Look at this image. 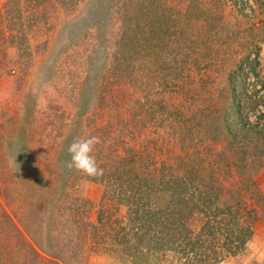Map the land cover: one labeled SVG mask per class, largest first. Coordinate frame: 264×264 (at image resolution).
Returning <instances> with one entry per match:
<instances>
[{"label":"rangeland","instance_id":"rangeland-1","mask_svg":"<svg viewBox=\"0 0 264 264\" xmlns=\"http://www.w3.org/2000/svg\"><path fill=\"white\" fill-rule=\"evenodd\" d=\"M32 5L0 0V264H134L87 239L101 209L114 206L121 216L128 209L110 178L66 169L68 146L89 136L101 141L93 154L106 175L121 166L114 156L131 150L158 164L186 163L175 169L184 177L201 159L262 162L256 187L245 192L226 168L210 175L227 183L230 202L242 195L239 223L253 233L241 252L216 264H264V146L251 134L264 119V0ZM145 23L154 31L143 40ZM70 227L82 238L70 239Z\"/></svg>","mask_w":264,"mask_h":264},{"label":"trees","instance_id":"trees-1","mask_svg":"<svg viewBox=\"0 0 264 264\" xmlns=\"http://www.w3.org/2000/svg\"><path fill=\"white\" fill-rule=\"evenodd\" d=\"M30 1L33 7L36 6V1L40 2ZM123 6L124 3L117 6L120 9L119 16L123 15ZM127 10L130 11V7H126V12ZM144 11L143 7L142 12ZM139 26L145 30L141 31L143 40L147 38V32L154 31L147 27L148 23ZM121 32L122 39H127L124 27ZM142 46L144 48V44ZM129 53L130 51L126 54ZM171 75L177 77L176 72ZM186 77H190V73ZM235 80L233 75L228 74V81L233 86V96L236 95ZM182 112L177 111L175 117L185 123L189 117L181 116ZM125 126L126 131L131 133V127L128 124ZM253 128L251 134L262 140L264 146V119ZM254 143L255 147L261 146V143ZM195 151H189L185 157H195ZM141 155L131 150L114 156L115 159L119 156L117 160L121 161V166L116 167L109 175L105 173L103 179L110 178L111 181L107 182L116 190L114 192L117 194L118 204L126 203L128 209L125 216L116 214L114 206L101 209L96 222L88 226L87 239L95 240V245H107L111 254L127 256L134 260V264H216L222 254L237 255L245 248L253 234L248 225L243 227L239 223L247 204L240 197L242 195L231 202L230 197L225 198L227 183H222L220 179L213 180L210 174L213 170L223 172V168H226V172L242 186L240 191L245 192L248 191L249 184L256 187L255 175L262 162L252 159L255 166L249 165L250 161L245 160L237 165L225 163L213 166V162L201 159L204 163L196 161L194 167L186 166L189 176L184 177L175 172V169L186 163L177 161L179 164L175 166L169 164V161H163L158 164L149 161V152ZM127 164L130 167L126 171ZM203 174L210 175V178L207 181L201 179ZM125 191L132 192L128 194ZM199 218L200 222L197 223ZM70 229V239L81 237V229Z\"/></svg>","mask_w":264,"mask_h":264},{"label":"clouds","instance_id":"clouds-1","mask_svg":"<svg viewBox=\"0 0 264 264\" xmlns=\"http://www.w3.org/2000/svg\"><path fill=\"white\" fill-rule=\"evenodd\" d=\"M100 142L96 136L75 138L67 148L70 159L65 161L66 169L93 179L103 177L104 168L98 164L93 154Z\"/></svg>","mask_w":264,"mask_h":264}]
</instances>
